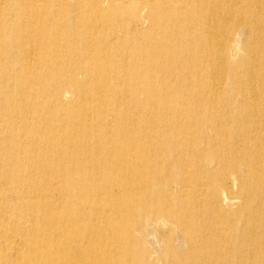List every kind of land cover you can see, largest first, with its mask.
Wrapping results in <instances>:
<instances>
[{"label":"bare ground","instance_id":"obj_1","mask_svg":"<svg viewBox=\"0 0 264 264\" xmlns=\"http://www.w3.org/2000/svg\"><path fill=\"white\" fill-rule=\"evenodd\" d=\"M0 264H264V0H0Z\"/></svg>","mask_w":264,"mask_h":264}]
</instances>
